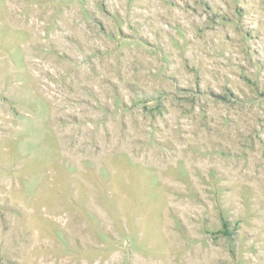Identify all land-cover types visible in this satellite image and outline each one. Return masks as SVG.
Instances as JSON below:
<instances>
[{"label":"rangeland","instance_id":"374dc122","mask_svg":"<svg viewBox=\"0 0 264 264\" xmlns=\"http://www.w3.org/2000/svg\"><path fill=\"white\" fill-rule=\"evenodd\" d=\"M0 264H264V0H0Z\"/></svg>","mask_w":264,"mask_h":264},{"label":"bare ground","instance_id":"6f19581e","mask_svg":"<svg viewBox=\"0 0 264 264\" xmlns=\"http://www.w3.org/2000/svg\"><path fill=\"white\" fill-rule=\"evenodd\" d=\"M65 103V102H64ZM62 105V104H61Z\"/></svg>","mask_w":264,"mask_h":264}]
</instances>
